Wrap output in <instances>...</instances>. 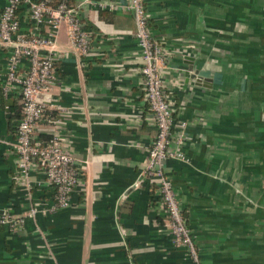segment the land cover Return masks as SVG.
<instances>
[{
  "label": "crops",
  "instance_id": "obj_1",
  "mask_svg": "<svg viewBox=\"0 0 264 264\" xmlns=\"http://www.w3.org/2000/svg\"><path fill=\"white\" fill-rule=\"evenodd\" d=\"M128 1L72 0L93 33L88 55L66 24L59 32L58 81L41 96L55 105L36 133L59 132L82 178L70 206L46 216L29 215L54 202L37 185L44 174L32 175L29 196L14 180L22 98L3 93L9 49L0 46V214L24 221L0 224V264H264V0H146L165 88L189 123L188 161L169 160L166 171L198 261L174 241L157 182L142 177L157 129ZM19 16L27 28L25 6Z\"/></svg>",
  "mask_w": 264,
  "mask_h": 264
},
{
  "label": "built area",
  "instance_id": "obj_2",
  "mask_svg": "<svg viewBox=\"0 0 264 264\" xmlns=\"http://www.w3.org/2000/svg\"><path fill=\"white\" fill-rule=\"evenodd\" d=\"M125 5L132 10L136 20L135 36L142 57V89L157 129L142 177L157 182L159 201L167 215L174 241L178 245H185L190 255L198 261L199 252L192 230L173 180L166 171L169 160L188 161L184 146L188 140L189 123L177 118L178 106L165 88L162 76L166 68L165 49L151 29L146 0H129ZM22 6L26 8L27 28L22 27L23 20L19 16ZM120 6L114 2L104 5L111 10ZM64 24L68 27L72 46L81 55H88L94 43L93 33L86 29L72 0H8L0 11V46L9 49L6 81L2 90L8 96L13 89H17L22 98L23 115L12 143L17 164L14 180L29 196L37 183L32 181V175L40 172L44 174V180L37 185L51 188L54 195L52 205L31 207L29 215L33 218L69 207L72 194L82 178L81 169L59 132H52L45 143L36 133L39 123L48 116L50 107L55 105L52 98L43 101L41 96L49 95L58 81L59 57L56 47ZM22 222L7 213L0 214V224L10 223L13 229H18Z\"/></svg>",
  "mask_w": 264,
  "mask_h": 264
},
{
  "label": "trees",
  "instance_id": "obj_3",
  "mask_svg": "<svg viewBox=\"0 0 264 264\" xmlns=\"http://www.w3.org/2000/svg\"><path fill=\"white\" fill-rule=\"evenodd\" d=\"M22 106V105H21ZM22 109H20V111L17 113V116H18V118H19V120L22 118ZM17 128V127H16ZM49 138H50V136H44V138L42 139L41 138V140L43 141V143H45L46 141H48L49 140Z\"/></svg>",
  "mask_w": 264,
  "mask_h": 264
}]
</instances>
